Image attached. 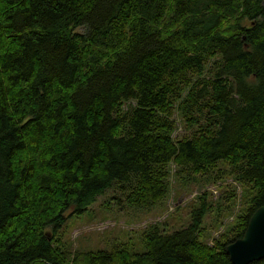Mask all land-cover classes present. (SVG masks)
Wrapping results in <instances>:
<instances>
[{
  "label": "trees",
  "instance_id": "trees-1",
  "mask_svg": "<svg viewBox=\"0 0 264 264\" xmlns=\"http://www.w3.org/2000/svg\"><path fill=\"white\" fill-rule=\"evenodd\" d=\"M171 164L184 186L243 188L212 242L203 194L187 226L142 231L143 253L65 245L69 217L114 187L160 207ZM263 205L264 0H0V264H233Z\"/></svg>",
  "mask_w": 264,
  "mask_h": 264
},
{
  "label": "rangeland",
  "instance_id": "rangeland-1",
  "mask_svg": "<svg viewBox=\"0 0 264 264\" xmlns=\"http://www.w3.org/2000/svg\"><path fill=\"white\" fill-rule=\"evenodd\" d=\"M80 31L84 32L85 29H80ZM208 76H211L210 72L204 77L207 78ZM174 119L177 129L172 137L177 139L181 136H187L188 128L178 112L174 115ZM177 175V166L171 164L169 196L160 207L151 212L129 208L122 189L114 187L108 190L104 196L97 199L88 211L82 215L69 217L62 229L63 242L72 253L76 251H112L125 244L132 253H143L145 248L140 239L142 231L157 224L166 225L165 228L171 233L187 226L189 214L196 208L198 199L203 194L209 195V202L213 205L212 212L206 215L203 223V227H206V233L210 234L209 242H212L214 238L224 232L238 214L242 205L243 188L233 183L232 179L218 180L209 185L202 182H190L184 186L180 182L179 175L178 177ZM230 186L237 189L238 205L234 216H227L228 218L223 220V225L218 226L222 212L220 216L216 217L217 210L219 205H221L220 208L225 209ZM124 194L126 195V193Z\"/></svg>",
  "mask_w": 264,
  "mask_h": 264
},
{
  "label": "water",
  "instance_id": "water-1",
  "mask_svg": "<svg viewBox=\"0 0 264 264\" xmlns=\"http://www.w3.org/2000/svg\"><path fill=\"white\" fill-rule=\"evenodd\" d=\"M233 264H252L264 260V205L250 218L244 236L227 247Z\"/></svg>",
  "mask_w": 264,
  "mask_h": 264
}]
</instances>
